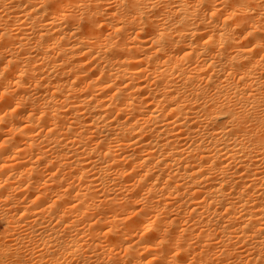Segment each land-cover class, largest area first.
<instances>
[{"label": "bare ground", "instance_id": "bare-ground-1", "mask_svg": "<svg viewBox=\"0 0 264 264\" xmlns=\"http://www.w3.org/2000/svg\"><path fill=\"white\" fill-rule=\"evenodd\" d=\"M108 3L0 0V131L65 146L98 263L264 264V0Z\"/></svg>", "mask_w": 264, "mask_h": 264}, {"label": "rangeland", "instance_id": "rangeland-1", "mask_svg": "<svg viewBox=\"0 0 264 264\" xmlns=\"http://www.w3.org/2000/svg\"><path fill=\"white\" fill-rule=\"evenodd\" d=\"M108 2L110 3V4L108 3L109 8L111 7V5H112V7L114 6V8H117L116 6H119L121 0L115 1L116 3L113 2L112 0H108ZM191 3H193V0H191ZM58 4H60L59 8H62V6H65V7H67L68 11L70 13H73V14H80L83 12L82 6L78 3L73 4V3H67V2H59ZM183 5L184 4H182V6ZM179 7H181V6H179ZM49 9H51V8H49ZM56 10L57 9H51V12H57ZM109 11H111V10H109ZM102 16H106V15L103 14ZM99 18H101V17H98V19ZM5 128H7V127H4L3 129H5ZM10 128L11 127H9L8 129H5V130L2 129L1 131L3 133H1V131H0V143L3 140V142L6 141V144H8V145H5V143L0 144V166L2 165V167H0V168H2L4 171L7 168L9 169V170L7 169V171L9 173L7 171L3 173V171L0 170V172L4 174L3 176H0V185H2V183L4 185L8 181L6 187L2 185L3 186V188H2L0 186L1 187L0 188V201H1L0 202V264H68V262H69V264H71L70 259H72L73 257L76 258V262H79L78 260L82 261V258L88 256V254H94L95 255L92 259L91 264H94V263L100 264L97 262L99 260L98 256H97L98 250L96 249V243H95V242H97V240L93 239L90 242V240H89L90 238L87 237L86 234H84L85 229L86 228L88 229V226H89L88 225L89 223H85V222H87V221L89 222V219L91 220L90 222H92L91 218H93V215H94V217L96 216V219L93 218V221L97 222V216L98 215H96V213L93 212V211H95V209L93 207L87 208L86 210H85V208H83V212H82V206L81 207L79 206L80 208L78 209V206L73 204L77 201V198L75 197V195L72 194L73 192H71L73 197H68L71 194L66 191L67 192L66 197H68V199L65 197V194H64V190H65L64 186L67 185V182H66L67 180L65 182H63L64 179L67 178V176L65 177V175H63L66 172L65 170L67 167L62 164V163L66 164L65 163L66 162L65 161L66 156H64L65 159L63 158V154L66 152L65 146H63L62 144H61V146H59L60 144H58V146L55 147L54 146L55 144L53 145V143H50L48 141L44 142L45 138H43L44 141H42L43 139L40 137L41 135L39 136V138H37V136L39 134L37 135V133L35 132L36 135L34 138H32L33 142L31 140V138L27 137L30 141L29 144L33 143L34 145L37 146V149H34V148L30 147V146H34V145H30V146H29V144L27 145V142H29V141H28V139L23 138L25 136H23L22 138L25 139L27 142H24L25 140H20L19 134H17V133H16L17 135L16 134L12 135L11 133H9V135L11 134L13 137L7 136L8 135L7 133L10 131ZM7 130H9V131H7ZM18 130L19 129L17 128L16 131H18ZM4 131H6V132H4ZM37 131H39V130H37ZM3 134L6 136V138L9 137L10 140L9 139L8 140L11 141L12 143L11 142L8 143L9 141H7L4 138L5 136H3ZM14 136H16V137H14ZM21 136L22 135H20V137ZM11 137L13 138V140ZM16 139H19V140H16ZM38 139H40V140H38ZM34 140H37L36 142L38 143L40 148H42V147L43 148L44 147L50 148L49 146L51 144H52L51 147L52 146H54V147L50 148L51 152L45 151L44 152L45 155H43V153H42L44 151L43 148L41 149V152H40V150H39L40 148L38 149L39 146L37 145V143ZM13 141H16L17 143L15 142L16 143L15 144V143H13ZM21 141H22V143L24 142L25 144H22ZM18 143L19 144L21 143V144L19 145ZM41 144H43V146ZM44 144H45V146H44ZM24 145H26L27 148ZM46 145H49V146H46ZM8 146L10 147L11 150L9 149ZM22 146H24V147H22ZM29 147H30V149L31 148L32 149L29 150L28 149ZM59 147L62 149L64 148L63 152L57 151V149L60 150ZM14 148H16V149H14ZM18 148L19 149L23 148L24 152L21 151V149L18 150ZM25 149H27V150H25ZM15 150H16V152H15ZM54 150H55V152H54ZM10 151H12V152L10 153ZM19 151H21V152H19ZM56 153H57V155L59 154L60 156L59 155L56 156ZM64 155H66V153ZM4 156H5V158H4ZM53 157H56V158H53ZM59 157L63 158V160ZM1 160H3V161H1ZM47 163H50L49 166ZM4 164H7V165H4ZM16 164H18L19 166ZM46 164H47L48 168L46 167ZM52 164H53V167H52ZM8 165H11V166L8 167ZM15 165L17 167H15ZM42 166H44L45 170ZM61 166H64V167L62 168ZM34 167L40 168V169L42 168V171L41 170L39 171V169H34ZM49 167H51V168H49ZM61 169H62V171H65V172H62ZM14 170H16V171H14ZM37 171H39L40 173H38ZM1 173H0V175H2ZM5 174H7V175H5ZM19 175L21 178H18ZM1 177H2V179H1ZM63 177H64V179H63ZM24 179H25V181H24ZM61 182H63L62 187H61V184H62ZM64 183H65V185H64ZM59 184H60V186H59ZM56 185H58V186H56ZM42 189L44 190L43 192H42ZM66 190H67V187H66ZM61 194H64V195H61ZM71 198H73V199L76 198V199H74L76 201H74L73 199L71 200ZM67 200H68V202L66 205ZM69 200H71V201L69 202ZM72 201H73V203H72ZM67 206H70V207H67ZM75 206L77 207L78 211L74 209ZM69 208H70V210L74 209V211H76V212H74L73 210L69 211ZM88 209H90V210L88 211ZM79 210H81V211H79ZM86 211L93 212V213L90 212L93 215L90 217V215H88V213ZM77 212L83 213V216H80V217H83V219L79 217L80 214ZM20 213H21V215H20ZM77 214H78L79 218L77 217ZM86 214H87V217L89 218L88 220H85L84 216H86ZM40 215H41V217H40ZM77 218L80 219V222H79V220H75ZM77 222H79L81 225ZM75 223H77V225ZM74 224L76 226H74ZM78 224H79V227L76 228L78 226ZM82 225L84 227L86 226L85 229H84V227H82ZM6 227H8V229ZM74 228H76L75 230H77V231H75L76 233L75 232L73 233ZM81 228H82V230H78ZM87 229H86L85 233L88 232ZM71 232L73 234H71ZM77 232H78V234H77ZM80 232H81V234L86 235V238L88 240H86L84 238L85 236H83V235H82L83 237L81 238V234H79ZM70 235L71 236L75 235V240H77V239L80 240L78 243L81 245L82 248L80 247L78 252L81 255L77 252L80 255V259L78 258L79 255H77L78 256L77 257V256H74L70 253L71 252L70 251L71 249L69 250V247L71 244V240H70L71 236ZM85 240L87 241V243ZM83 241H84V243H83ZM58 243H60L61 246ZM88 243H89V245H87ZM92 244H93V246H92L93 248L90 247ZM86 247L88 249H86ZM84 248L86 250H85V252H82V251H84L83 250ZM90 248H92V249H90ZM68 252H69V255H68ZM44 254H45V256H44ZM81 256H84V257L81 258ZM67 259H69V260H67ZM72 260H74L72 262L75 263V259H72ZM76 264H80V263H76ZM83 264H87V263L83 262Z\"/></svg>", "mask_w": 264, "mask_h": 264}]
</instances>
